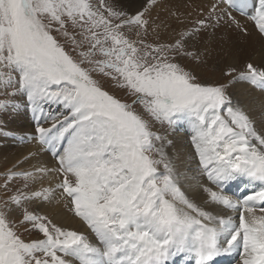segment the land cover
<instances>
[{
    "label": "snow or ice",
    "instance_id": "snow-or-ice-1",
    "mask_svg": "<svg viewBox=\"0 0 264 264\" xmlns=\"http://www.w3.org/2000/svg\"><path fill=\"white\" fill-rule=\"evenodd\" d=\"M162 4L0 0V113L30 112L38 146L0 172V264H264V59L210 63L225 25L264 41V0ZM184 124L191 158L170 154Z\"/></svg>",
    "mask_w": 264,
    "mask_h": 264
},
{
    "label": "bare ground",
    "instance_id": "bare-ground-1",
    "mask_svg": "<svg viewBox=\"0 0 264 264\" xmlns=\"http://www.w3.org/2000/svg\"><path fill=\"white\" fill-rule=\"evenodd\" d=\"M120 4L129 12H134L141 3V0H119ZM212 3V0H163V4L160 8L155 9L153 11V17L159 13L162 18H166L168 16V12L164 11V8L169 10H175L182 14V16L188 20L194 19L197 12L203 10L205 14ZM192 12V16H188V13ZM241 19V23H246L243 18ZM249 30L252 31V35L250 37L245 38L246 42L240 43V36L234 34V29L230 30L226 25L216 32V39H214L210 48L212 49V62L219 60V64L221 65V69L228 63L226 58L222 57L221 48L228 50L231 49L235 51L237 48L242 49L239 54L237 66H241L244 60L254 59L257 63H259L262 59H264V41H261L260 37L255 33L252 29L251 24H248ZM238 33V32H237ZM239 34V33H238ZM224 37V38H223ZM223 38V39H221ZM215 42V43H213ZM252 52V53H250ZM255 54V55H254ZM210 61V62H211ZM209 72L206 71V74ZM235 95L241 99L242 102H246L245 87L242 85H238L234 89ZM23 108V107H22ZM257 119H259V113H255ZM29 116V115H28ZM6 124L12 127L18 126L22 127V132L25 134H31L34 132V122L31 116L29 118H16L12 121V118H6ZM25 125V128L23 127ZM48 126V125H45ZM5 131V126L3 127ZM33 131V132H32ZM191 132L189 126L187 124L182 125L178 132L173 133L170 138L173 139L175 147L170 149V154L179 153L182 158H191L193 155V148L191 145V136H187V133ZM191 134V133H190ZM187 137H184V136ZM189 135V134H188ZM3 136V135H2ZM5 139V144L2 148H0V157H5L7 163L14 164L17 160L22 159L29 152L37 151V145L35 143L20 145L22 143L20 139H16L15 142H12L9 139V136H3ZM185 141H188L187 143ZM3 143V142H2ZM2 145V144H1ZM17 145V146H16ZM18 147V148H17ZM12 152V153H11ZM12 155H11V154ZM37 159L51 162V158L47 154H41L37 157ZM4 160V159H3ZM36 160H32L30 163H26L25 167H30L31 163H35ZM241 184L237 182L236 184L230 185L232 192H239ZM63 222L71 227L72 229L83 232L85 235H88L90 239L92 236L89 230L81 224V222L72 217L70 214L64 217ZM237 257L235 256H221L217 258L218 264H235V260ZM175 264H185V258L183 256H178L175 258ZM191 264V262H188Z\"/></svg>",
    "mask_w": 264,
    "mask_h": 264
},
{
    "label": "rangeland",
    "instance_id": "rangeland-1",
    "mask_svg": "<svg viewBox=\"0 0 264 264\" xmlns=\"http://www.w3.org/2000/svg\"><path fill=\"white\" fill-rule=\"evenodd\" d=\"M230 29V28H229ZM232 30V29H230ZM218 31V30H217ZM234 34H237V31L234 30ZM224 38V37H223ZM215 43V42H213ZM211 47V46H210ZM252 53V52H250ZM255 55V54H254ZM212 62V61H211ZM210 62V63H211ZM185 63H189L188 61H185ZM189 66L190 63H189ZM218 68L221 67V65H217ZM221 69V68H220ZM203 72L206 73V71H208L207 69H203L202 70ZM209 72V71H208ZM209 77H215V78H219L220 76V73L219 71H216V72H209L207 74ZM107 86V85H106ZM233 92H234V89H233ZM116 94L119 95V96H123L124 93L122 91H116ZM235 95V93H234ZM236 96V95H235ZM0 99H10V97H4L2 94H0ZM29 115V116H28ZM11 117L12 118V121L15 120L17 117L18 118H22V119H25V118H29L31 119V113L28 112L27 110H25L24 108H20L18 111H15V112H10V113H0V129H3V127L5 126V131L7 132H10V133H13L14 135L12 136H9V139H11L12 142H15L16 139H19L20 136H23V132H22V127H18V126H15V127H12V126H8L6 124V118H9ZM23 127L25 128V125H23ZM33 132V131H32ZM191 132H188L187 133V136H191L190 134ZM189 134V135H188ZM186 135L184 137H187ZM3 142V143H2ZM5 142V139L2 135H0V148H2L4 146V143ZM186 143L188 141H185ZM2 144V145H1ZM28 143H19V146L20 145H26ZM17 146V145H16ZM18 148V147H17ZM12 153V152H11ZM10 153V154H11ZM12 155V154H11ZM4 159V160H3ZM12 166L11 163H7L6 162V159L5 157H0V172L2 171H5L7 168H10ZM23 238L27 241V240H30V239H33L35 238V235L32 234L30 235L29 233H23Z\"/></svg>",
    "mask_w": 264,
    "mask_h": 264
}]
</instances>
